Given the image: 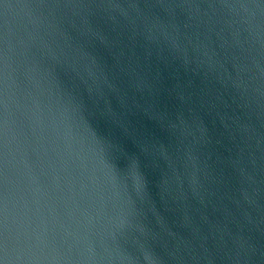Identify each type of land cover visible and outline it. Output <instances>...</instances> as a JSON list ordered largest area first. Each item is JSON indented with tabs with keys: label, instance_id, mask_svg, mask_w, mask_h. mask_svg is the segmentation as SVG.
Returning <instances> with one entry per match:
<instances>
[{
	"label": "water",
	"instance_id": "1",
	"mask_svg": "<svg viewBox=\"0 0 264 264\" xmlns=\"http://www.w3.org/2000/svg\"><path fill=\"white\" fill-rule=\"evenodd\" d=\"M0 264H264V0H0Z\"/></svg>",
	"mask_w": 264,
	"mask_h": 264
}]
</instances>
